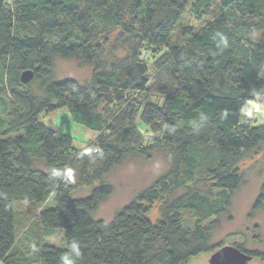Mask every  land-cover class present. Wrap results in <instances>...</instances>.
<instances>
[{
  "label": "trees",
  "instance_id": "obj_1",
  "mask_svg": "<svg viewBox=\"0 0 264 264\" xmlns=\"http://www.w3.org/2000/svg\"><path fill=\"white\" fill-rule=\"evenodd\" d=\"M216 8L208 24L185 31V44L157 57L153 66L167 82L157 85L162 103L150 102L142 52L167 46L187 11L200 20ZM113 28L130 36V52L104 66L99 41ZM262 31L264 0H0V263L188 264L223 247L211 243L214 222L203 223L228 212L238 164L264 144V123L241 118L264 99V42L252 39ZM73 58L92 67L88 82L54 78L56 59ZM24 71L33 73L27 84ZM62 109L98 134L84 149L40 123ZM138 123L157 135L147 138ZM159 151L170 159L167 174L111 221L93 218L113 192L94 183ZM75 168L78 184L91 187L85 197L72 196ZM195 180L211 181L217 196L191 186ZM157 201L153 223L145 205ZM26 202L51 205L20 234L15 204ZM263 208L264 182L252 211ZM56 230L63 247L46 241ZM233 246L264 262V253Z\"/></svg>",
  "mask_w": 264,
  "mask_h": 264
},
{
  "label": "rangeland",
  "instance_id": "obj_2",
  "mask_svg": "<svg viewBox=\"0 0 264 264\" xmlns=\"http://www.w3.org/2000/svg\"><path fill=\"white\" fill-rule=\"evenodd\" d=\"M219 14V9H214L208 16L200 20L194 19L187 11L176 25L172 32L167 46L160 49L145 50L141 54V59L149 65L148 90L146 95L152 103L161 104L162 96L157 94L158 83H166L167 79L161 77L155 70L153 63L161 52L173 45H183L187 40L185 35L187 30L196 31L208 24ZM129 25V21H127ZM256 41L264 42V31L252 36ZM130 36L121 32L120 28H113L100 38L101 53L98 57L101 63L106 66L111 62L116 63L126 57L130 52ZM107 63V64H106ZM106 64V65H105ZM56 80L72 78L80 83H86L92 74V67L81 65L77 58L64 60L56 59L54 69ZM249 110L241 114L251 116L255 125L264 123V99L258 97L249 104ZM254 109V110H253ZM256 109V110H255ZM40 123L56 134L67 135L72 140L75 149H84L88 143L97 137L94 133L76 124L66 109L42 115ZM140 131L147 138L156 136L154 130L144 127L138 123ZM171 166L168 154L164 151L154 152L149 158H130L123 161L112 170L102 181L94 183L93 186L110 184L113 188L112 194L104 199L99 207L92 213L93 218L111 221L115 214L140 191L153 185L159 178L165 176ZM241 182L238 189L231 194L230 207L228 212L220 218H210L203 224L214 222L211 234V243L214 247L226 245H241L247 251H259L264 253V208L253 212L252 205L258 195L260 186L264 182V144H260L246 159L238 164ZM76 188L72 194L73 198L85 197L89 194L91 187L78 184V169L72 171V178ZM201 193L210 197H216L218 190L212 187V182L197 181L191 184ZM184 193L180 189L173 194L178 196ZM51 205L35 203H16L15 221L21 234L42 208ZM162 201H157L152 205H145L147 218L155 223L160 219L159 209ZM187 222L190 220L188 216ZM56 247H63V234L56 230L54 234L46 240ZM210 253H201L192 257L188 264H209ZM1 264V263H0ZM248 264H264L260 259H252Z\"/></svg>",
  "mask_w": 264,
  "mask_h": 264
},
{
  "label": "water",
  "instance_id": "obj_3",
  "mask_svg": "<svg viewBox=\"0 0 264 264\" xmlns=\"http://www.w3.org/2000/svg\"><path fill=\"white\" fill-rule=\"evenodd\" d=\"M32 71H24L21 74V82L27 84L32 80ZM252 260V256L242 252L238 248L230 245L223 246L213 252L209 259V264H247Z\"/></svg>",
  "mask_w": 264,
  "mask_h": 264
},
{
  "label": "clouds",
  "instance_id": "obj_4",
  "mask_svg": "<svg viewBox=\"0 0 264 264\" xmlns=\"http://www.w3.org/2000/svg\"><path fill=\"white\" fill-rule=\"evenodd\" d=\"M57 174H59V173H57ZM68 176H69L70 179L72 178V171H71V170H68ZM73 246H74V247H77L76 244H74ZM77 254H79V253H78V250H77Z\"/></svg>",
  "mask_w": 264,
  "mask_h": 264
},
{
  "label": "built area",
  "instance_id": "obj_5",
  "mask_svg": "<svg viewBox=\"0 0 264 264\" xmlns=\"http://www.w3.org/2000/svg\"><path fill=\"white\" fill-rule=\"evenodd\" d=\"M7 1H9V0H7Z\"/></svg>",
  "mask_w": 264,
  "mask_h": 264
}]
</instances>
